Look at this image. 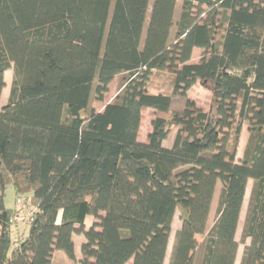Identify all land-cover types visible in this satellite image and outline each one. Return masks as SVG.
Segmentation results:
<instances>
[{
    "label": "trees",
    "instance_id": "obj_1",
    "mask_svg": "<svg viewBox=\"0 0 264 264\" xmlns=\"http://www.w3.org/2000/svg\"><path fill=\"white\" fill-rule=\"evenodd\" d=\"M179 1L174 22L177 0H0V101L13 73L0 106V264H50L54 252L164 264L177 209L168 264H189L199 236L195 264H235L249 180L240 264H264V0ZM121 75L115 100L91 109ZM156 75L169 89L150 91ZM196 85L208 111L190 97ZM9 185L35 207L14 247Z\"/></svg>",
    "mask_w": 264,
    "mask_h": 264
},
{
    "label": "rangeland",
    "instance_id": "obj_2",
    "mask_svg": "<svg viewBox=\"0 0 264 264\" xmlns=\"http://www.w3.org/2000/svg\"><path fill=\"white\" fill-rule=\"evenodd\" d=\"M151 3H152V1L150 2V5H149V12H150V8H151ZM180 6H181V1L177 0L176 8H175V14H174V22H176L178 19V16L180 13ZM149 12H148V15H149ZM147 19H148V16H147L146 20ZM174 32H175V27H173V29H172V35ZM171 39H172V37H171ZM200 56H201V51L200 50H194L190 62L191 63H198L200 60ZM12 78H13L12 70L6 72V74H5V88L3 89L2 95H1L2 96L1 102H0L1 106H4L8 101L10 88H11V84H12ZM125 78H126V76H122V75L117 76L109 85V91L106 94V96L104 97L103 102L102 103L92 102L91 109H93L96 112H102L104 107L107 104L112 103L115 100V97L119 94V92L121 90V86L123 84V80ZM167 87L169 89V84H166L165 78L163 76L156 75L154 78V81L150 85L149 89L151 92H156V91H160V90L165 91L167 89ZM190 97L193 100H195L198 107L202 108L205 111L209 110L210 93L208 91L204 90L200 85H196L192 89V91L190 92ZM154 115H155V112L151 109H148V110L143 112V120H142V124H141V128H140L139 141H141V142L145 141L147 134L151 130V120L154 118ZM247 129L248 128L245 125L243 128L242 139H241L240 146H239V155H238L239 160L242 159L246 144L248 142L249 134H248ZM173 135H174V132L171 134V137H169L168 140L164 142V146H169V144H172ZM252 185H253L252 181H249L247 184L246 195H245V199H244V203H243V207H242V217L243 218L240 219L238 232L236 233V241L239 244V248H238V253H237V258H236L235 264H240V260H241L242 254H243L244 246L248 243V241H246L245 243L242 242V238H241L242 237V228H241V226L243 225L244 216L246 214ZM219 190H220V184H217L216 192H215V195L213 197V203L211 206L210 224H212L214 222V219H215L216 203L218 200ZM22 197L25 198V196H22ZM16 199H17V197H15L13 190H12V187L9 185L6 188V191L4 193L5 206L7 208L15 209L16 213L17 214L19 213L20 215H27V213L29 211H32V212L34 211L35 207L31 205L29 198L26 199V208L19 207L15 203ZM180 216H181V210L177 209L175 216H174V220H173L172 232L170 235L169 245H168L167 254H166L164 264L169 263L172 247L174 244L175 234L181 225ZM90 223H91V219H88L86 222L87 227L90 225ZM27 230H28V225L25 222H23V223L21 222V223H18L16 225L12 226V228L10 230V232H11L10 234H11V239L13 241V247L16 246L17 241L20 238H22L26 235ZM202 239H203V236H199L196 238L195 248L191 253V259H190L189 264H195L196 255H197V254L195 255L196 245L199 244L202 241ZM83 240L84 239L81 236H77V235L73 236L76 259L81 258L80 246H81V243L83 242ZM68 263L71 264V262H69L68 258L62 252H54L52 254L50 264H68Z\"/></svg>",
    "mask_w": 264,
    "mask_h": 264
},
{
    "label": "built area",
    "instance_id": "obj_3",
    "mask_svg": "<svg viewBox=\"0 0 264 264\" xmlns=\"http://www.w3.org/2000/svg\"><path fill=\"white\" fill-rule=\"evenodd\" d=\"M15 203L19 206V207H24L26 208V200L23 197H18L15 201ZM25 216V217H24ZM32 217H33V212L29 211L27 213V215H20L19 213L17 215H14L10 222L15 224V223H23L25 222L27 225H29L32 222Z\"/></svg>",
    "mask_w": 264,
    "mask_h": 264
},
{
    "label": "crops",
    "instance_id": "obj_4",
    "mask_svg": "<svg viewBox=\"0 0 264 264\" xmlns=\"http://www.w3.org/2000/svg\"><path fill=\"white\" fill-rule=\"evenodd\" d=\"M6 74V73H5ZM2 97V96H1ZM1 102V101H0ZM0 106H1V104H0ZM241 139H242V137H241ZM249 181H251V180H249ZM248 181V182H249ZM210 214H211V210H210ZM210 214H209V217H208V221H207V226H206V231H208L211 227H212V225H213V223L212 224H210ZM241 218H243L242 217V211H241V215H240V219ZM240 219H239V224H240ZM244 219H245V216H244ZM243 223H244V221H243ZM210 224V225H209ZM239 224H238V227H239ZM181 226V225H180ZM180 228V227H179ZM241 228H243V225L241 226ZM179 230V229H178ZM171 232H172V230H171ZM237 232H238V229H237ZM203 238H204V236H203Z\"/></svg>",
    "mask_w": 264,
    "mask_h": 264
}]
</instances>
